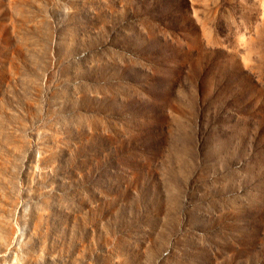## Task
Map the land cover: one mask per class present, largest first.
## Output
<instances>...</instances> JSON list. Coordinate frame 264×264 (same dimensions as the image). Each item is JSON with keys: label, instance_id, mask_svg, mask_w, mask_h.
<instances>
[{"label": "rangeland", "instance_id": "1", "mask_svg": "<svg viewBox=\"0 0 264 264\" xmlns=\"http://www.w3.org/2000/svg\"><path fill=\"white\" fill-rule=\"evenodd\" d=\"M0 264H264V0H0Z\"/></svg>", "mask_w": 264, "mask_h": 264}]
</instances>
